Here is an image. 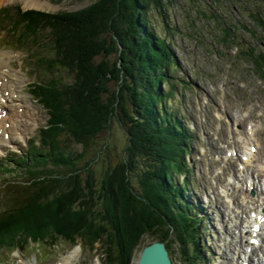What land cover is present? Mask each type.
<instances>
[{
  "label": "trees",
  "instance_id": "1",
  "mask_svg": "<svg viewBox=\"0 0 264 264\" xmlns=\"http://www.w3.org/2000/svg\"><path fill=\"white\" fill-rule=\"evenodd\" d=\"M165 9L164 0H93L79 10L56 13L19 5L0 8V21L21 31L17 40L46 45L54 56L50 64L71 77L40 88L53 114L49 134L57 131L65 137L48 141L44 159L37 154L31 158V164L50 162L66 170H39L30 184L12 187L7 207L0 210V238L53 228L63 237L118 242L128 251L144 232L162 229L165 234L168 223L180 231L182 243L192 238L191 231L185 237L187 221L178 222L184 204L181 188L172 180L175 171H186L177 158L182 160L189 150L192 136L169 109L171 100L162 86L177 66L166 39L172 25ZM159 14L162 20L154 21ZM252 61L264 77V57ZM113 118L124 131L125 144L114 162H106L96 175L99 150L89 156L96 136L109 129ZM69 137L81 151L60 155L54 148ZM133 177L140 180L139 189ZM191 222L198 233L195 219Z\"/></svg>",
  "mask_w": 264,
  "mask_h": 264
},
{
  "label": "rangeland",
  "instance_id": "2",
  "mask_svg": "<svg viewBox=\"0 0 264 264\" xmlns=\"http://www.w3.org/2000/svg\"><path fill=\"white\" fill-rule=\"evenodd\" d=\"M92 1L39 0L41 3L39 8H26L23 0H3L0 1V7L19 5L22 10L33 9L56 13L79 10L88 6ZM172 1L173 4L168 9L167 14L170 21H175L178 29L173 35L177 42L176 53L180 66L175 74L176 78L185 79L181 80L180 84H173L172 88L175 89L173 97L177 104L184 105L188 124L194 125L191 130L195 135V152L190 162L193 166L192 177L195 182L194 191L196 194L193 193L192 197L199 204H204L207 207L205 213L207 214L208 211L209 217L212 218V234L206 236L208 251L212 255L213 264H216V257L213 254L220 255L227 250L229 256H232L228 244L225 246L226 240L231 239L230 233L232 231L230 233L228 231L233 229L230 226L232 223L230 219L233 217L235 220L236 214L239 217L243 215L237 213L239 208L231 207V199L221 197L224 191L223 187H219V183H226L229 193L235 190V194H240L239 190H241L245 177L248 175L241 176L238 172L237 178L234 179L232 172H236L238 158L227 160L225 151L233 145L236 148L237 146L243 148L245 144L253 143L258 138L260 155L264 154V80L259 79L253 67L252 57L256 54L248 58L247 54L242 53V51L253 50L257 53L260 51L264 53V27H261L249 15L248 10L243 9H246L245 6L249 8H252L253 5L258 7L261 10L257 9L259 16L264 21V0H251L252 3L250 0H234V3L232 0H224L221 6L223 11L219 8H212L214 0ZM213 18L215 24L209 22ZM220 21H225L228 24L216 25ZM230 22H235V27H232ZM223 28H229L234 33L235 38L230 37L224 40L225 31ZM12 52L10 53L14 58L12 63L18 64L21 52L15 53L13 50ZM23 62L25 63L24 59ZM65 77L66 81H70L68 74H65ZM171 82L173 81L171 80ZM25 111H23L25 115L28 112L35 113V119H37V122L36 120L30 122L31 130L25 133L26 136H31L36 125L45 124L46 116L44 113V118L41 119L39 117L40 110L36 107L35 109L28 107V111ZM246 124L257 126L253 136L247 134ZM125 140L124 131L116 118H113L109 129L105 127L96 136L95 147L89 156V159L94 157L95 151L99 150L101 160L100 164L94 165L96 175H100L106 162L113 163L115 158L121 154ZM104 147H106V151L102 150ZM76 150L77 152L81 150L80 145L76 147ZM256 169L257 165L254 164L248 168V171ZM259 172L261 175L264 173L263 170H259ZM3 177L7 176L4 175ZM259 178L260 176L255 177L257 185ZM226 179L234 180L227 183ZM131 182L138 188L139 179L133 177ZM191 191L192 189L188 193L191 194ZM200 197H202V202ZM258 197V194H254L252 199L257 202ZM238 202L241 205L245 204L241 196L238 197ZM243 209L247 212L249 208L244 205ZM242 220L237 219L236 222ZM207 227H209L208 224ZM216 227H218L219 233L215 230ZM207 231L209 233V230ZM171 245L173 247V263L183 264L182 259L178 258V246L174 241ZM67 247L69 245L62 243L59 247L45 248V253L42 252V255L39 256L41 263L36 264H52L54 257L60 256ZM101 252L98 247L93 249L85 247L82 251L77 250L72 259V264H95L98 257L99 259L102 258ZM20 255L19 252L14 254L5 252L3 258L7 264H17L19 261L16 258H19ZM27 256H29L28 253ZM221 258L217 259L220 263L222 262ZM56 259L58 258L56 257ZM231 261L229 264H232ZM22 264L25 263L22 262Z\"/></svg>",
  "mask_w": 264,
  "mask_h": 264
},
{
  "label": "bare ground",
  "instance_id": "3",
  "mask_svg": "<svg viewBox=\"0 0 264 264\" xmlns=\"http://www.w3.org/2000/svg\"><path fill=\"white\" fill-rule=\"evenodd\" d=\"M0 1H3V0H0ZM23 2H24V6L26 8H30V7L39 8L41 6V3L39 2V0H23ZM22 76L23 75L20 72V69L15 70V68L10 64L9 54L6 52L0 51V82H1V85L3 88L2 91L4 92V91L8 90V92H9V94L7 96H5L7 98V104L3 105V107L5 109H7V111H6L7 117H5L7 119H5V118L3 119V121L1 122V127L4 128L5 131L10 132V134L15 130V128L23 127V130H25L26 128L29 127L27 124H23V121L20 118L19 113L17 111V108L19 106H23L20 103L25 102V101L21 97H19L17 99L13 98L14 91L19 92L22 89V86L24 83ZM8 121L10 123V126L8 129H6L4 127V123L8 122ZM15 125H16V127H15ZM18 125H19V127H18ZM256 127L257 126L255 124L254 125L252 124V126L250 127V129L253 132L252 136L254 135V130L256 129ZM10 134H9L8 140L4 139L3 135H1L0 136V144L7 143L11 139ZM249 140H252V138H249ZM257 140H258V138H257ZM255 143L257 146H259V144H260L259 140ZM250 147L251 146H249V148ZM245 154H246V158H245L246 161L245 162L248 163L246 165L251 166L253 163L255 165H257V169L255 170V173H248L253 178L252 185L254 186L255 184H257L255 177L260 176L259 180H260V182H262L263 175L261 177V172H259L258 169L261 167L264 170V154L261 156V155H259L258 152L256 154L254 152L251 153L249 151V149L246 151ZM258 166H259V168H258ZM241 188L242 189L240 190V193L243 194L245 198H247L246 206L249 207V210H248L249 213L254 212V214L257 216L255 220L259 221V222L262 221L263 216H264V202H263L264 201V189L262 188L261 184H259V187H256V191L253 194H256L258 191L257 188H259V194H260L259 200L262 203L256 202L252 199L253 194L249 193V190L246 189L245 185H243ZM245 194H246V196H245ZM234 195H235L234 200H236L238 202L237 198L239 197V195H237V194H234ZM242 212H246V211L243 210ZM262 222H263V224H262L263 227L261 228L260 234H258V238H260L261 242H264V221H262ZM241 227L242 226L240 223L239 228H241ZM236 229H237V227H236ZM247 235H252V232H248ZM240 242H241V240H240ZM249 244L250 243H247V241H246V246H249ZM258 249L260 250V252H263L262 250H264V249H262V246H259ZM251 250L252 251L250 253L253 254V253H255L256 248L251 246ZM242 254H243V257L245 259H247L250 256V254L246 251H243ZM263 259H264V256L261 260L263 261ZM70 260L71 259L68 256L65 263L66 262L69 263ZM224 260H228V258H224ZM260 263L261 262H259V264ZM57 264H60V263H57Z\"/></svg>",
  "mask_w": 264,
  "mask_h": 264
},
{
  "label": "water",
  "instance_id": "4",
  "mask_svg": "<svg viewBox=\"0 0 264 264\" xmlns=\"http://www.w3.org/2000/svg\"><path fill=\"white\" fill-rule=\"evenodd\" d=\"M139 256L137 264H171L163 243L145 246Z\"/></svg>",
  "mask_w": 264,
  "mask_h": 264
}]
</instances>
